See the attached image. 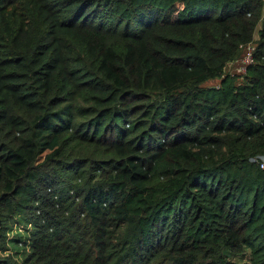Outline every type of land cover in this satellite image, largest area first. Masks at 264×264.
Here are the masks:
<instances>
[{"label":"trees","instance_id":"trees-1","mask_svg":"<svg viewBox=\"0 0 264 264\" xmlns=\"http://www.w3.org/2000/svg\"><path fill=\"white\" fill-rule=\"evenodd\" d=\"M262 154L264 0H0V264H264Z\"/></svg>","mask_w":264,"mask_h":264},{"label":"rangeland","instance_id":"rangeland-1","mask_svg":"<svg viewBox=\"0 0 264 264\" xmlns=\"http://www.w3.org/2000/svg\"><path fill=\"white\" fill-rule=\"evenodd\" d=\"M245 55V54H244ZM244 55L242 57H240L238 60H235L233 62H231L228 67H227V71L228 72H232V73H242L244 72L243 69V65H244ZM220 82V79H214V80H210L207 82V84H218ZM1 212V209H0ZM1 221V218H0ZM21 226H16L14 227L15 229L13 231H11L10 236L13 235H27L26 229L24 227L20 228ZM10 246V249L8 252H6L5 254L11 253L14 255V258H19L21 259L24 255V252L29 250V246L26 247L25 244H21L20 242H10V244L8 245ZM24 247H26V250H24Z\"/></svg>","mask_w":264,"mask_h":264},{"label":"built area","instance_id":"built-area-1","mask_svg":"<svg viewBox=\"0 0 264 264\" xmlns=\"http://www.w3.org/2000/svg\"><path fill=\"white\" fill-rule=\"evenodd\" d=\"M252 51L253 47L249 45L247 47V54L244 57V65L242 66L244 71L246 70V65L252 61ZM250 160L253 162H257L260 167L264 169V154L252 157Z\"/></svg>","mask_w":264,"mask_h":264},{"label":"crops","instance_id":"crops-1","mask_svg":"<svg viewBox=\"0 0 264 264\" xmlns=\"http://www.w3.org/2000/svg\"><path fill=\"white\" fill-rule=\"evenodd\" d=\"M256 38H258V34L256 33Z\"/></svg>","mask_w":264,"mask_h":264},{"label":"water","instance_id":"water-1","mask_svg":"<svg viewBox=\"0 0 264 264\" xmlns=\"http://www.w3.org/2000/svg\"><path fill=\"white\" fill-rule=\"evenodd\" d=\"M0 224H1V221H0Z\"/></svg>","mask_w":264,"mask_h":264}]
</instances>
